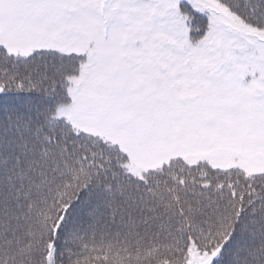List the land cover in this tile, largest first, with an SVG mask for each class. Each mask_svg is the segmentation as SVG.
<instances>
[{
  "label": "snow or ice",
  "instance_id": "obj_1",
  "mask_svg": "<svg viewBox=\"0 0 264 264\" xmlns=\"http://www.w3.org/2000/svg\"><path fill=\"white\" fill-rule=\"evenodd\" d=\"M0 264H264V0H0Z\"/></svg>",
  "mask_w": 264,
  "mask_h": 264
}]
</instances>
